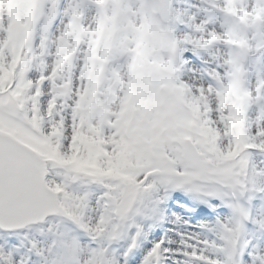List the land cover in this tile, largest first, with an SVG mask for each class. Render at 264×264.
I'll use <instances>...</instances> for the list:
<instances>
[{"label": "snow or ice", "instance_id": "6c2138e0", "mask_svg": "<svg viewBox=\"0 0 264 264\" xmlns=\"http://www.w3.org/2000/svg\"><path fill=\"white\" fill-rule=\"evenodd\" d=\"M0 264H264V0H0Z\"/></svg>", "mask_w": 264, "mask_h": 264}]
</instances>
